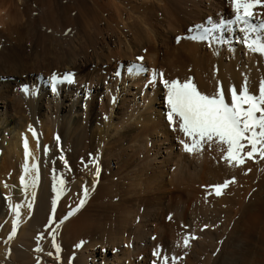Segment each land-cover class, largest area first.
Instances as JSON below:
<instances>
[{"label":"bare ground","instance_id":"obj_1","mask_svg":"<svg viewBox=\"0 0 264 264\" xmlns=\"http://www.w3.org/2000/svg\"><path fill=\"white\" fill-rule=\"evenodd\" d=\"M81 1L83 9L98 20L103 18L109 29L115 27L112 34L97 40L85 32V23L77 35L85 41L78 49L75 44L70 48L73 56V51L82 52V60H69L77 76L57 98L43 87L36 91L29 86L26 94L21 83H3L6 76L1 74H6H0V260L5 264H162L166 255L168 264H173V257L175 264H264V159L255 156L230 166L215 144H206L202 153L185 152L178 142L183 134L173 131L166 119V90L157 80L150 83L153 71L158 77L166 70L175 79L192 78L205 94L222 86L230 100V87L239 90L245 79L249 90L258 93L264 80V55L243 45L238 28L233 36L227 31L216 33L223 41L219 45L186 38L174 43L175 37L188 36L190 27L208 17H230L229 0ZM7 2V6L0 3V18L6 8L15 30L27 26L28 1ZM158 11L164 13L160 18ZM254 11L256 20L264 19V8ZM85 48L92 49L90 56ZM228 52L232 58L227 59ZM123 62L130 63L116 75ZM136 64L147 71L130 75L128 67ZM34 70L13 75L17 80L24 74L30 78ZM25 137L32 153L29 165L39 164L37 186H29L27 193L20 184ZM60 178L66 181L65 191L50 224L52 185ZM225 181L228 187L217 196L214 186ZM81 199H86L82 207ZM16 204L22 205L21 214L9 239ZM53 232L59 253L52 244ZM38 246L41 251H36ZM157 249L159 259L153 255Z\"/></svg>","mask_w":264,"mask_h":264},{"label":"snow or ice","instance_id":"obj_2","mask_svg":"<svg viewBox=\"0 0 264 264\" xmlns=\"http://www.w3.org/2000/svg\"><path fill=\"white\" fill-rule=\"evenodd\" d=\"M232 14L228 18L221 16L214 20L208 17L204 23L193 25L188 29L189 35L186 37L178 36L177 43L182 38L190 39L196 42H207L209 46L215 42H223L216 33L234 32L237 28L242 34L241 40L244 46L253 53L264 55V19H255V9L264 8V0H229ZM143 60V57H138ZM130 75L146 72L142 65L136 64L128 67ZM116 75H120L117 71ZM157 73L153 71L150 83L155 84ZM160 81L166 90L165 102L167 106L166 119L173 131H179L183 134V139L178 142L183 150L189 154L202 153L207 144L211 147L213 144L219 146L223 153L222 158L230 166H239L245 163L246 159H252L259 156L264 159V80L261 81L258 93H252L245 79L244 84L238 90L234 85L230 87V100L226 99L223 87H217L216 91L209 95L201 92L192 78L181 82L179 79L171 81L163 78V73H159ZM74 74L65 73L63 77L53 74L50 77V87L53 93L57 92L58 85L63 83H73ZM22 91L29 92V86H22ZM33 136L36 133L31 128ZM59 139V138H57ZM37 145L39 146L38 140ZM24 164L22 166V175L20 184L27 193L29 186L35 188L39 178V164L34 162L29 165V159L32 153L28 140L24 138ZM48 149L45 148V152ZM63 159V157H61ZM97 167L96 175H99ZM234 182V180L232 181ZM66 181L63 178L56 180L52 185V191L55 193V199L52 201L53 217L50 218L51 224L54 220V212L57 201L65 191ZM229 182L225 181L221 185H215V194L221 195L222 188H227ZM84 197L88 196V188L85 186ZM33 200L35 193L32 194ZM86 199H81L79 205L82 207ZM32 203L28 204L29 209ZM22 205L16 204L12 211L16 215L13 221L12 235L15 234ZM79 209L77 208L76 211ZM71 214V213H70ZM67 218V217H65ZM171 219V217H169ZM43 239V235L39 237ZM189 238L184 239L185 247L188 246ZM52 244L57 253L60 252V246L56 242L55 232L52 233ZM42 249L38 246L36 251ZM51 255V253H49ZM153 255L160 258V250H154ZM173 264H175V257ZM169 258L165 255L162 264H168ZM155 264V261H154Z\"/></svg>","mask_w":264,"mask_h":264},{"label":"rangeland","instance_id":"obj_3","mask_svg":"<svg viewBox=\"0 0 264 264\" xmlns=\"http://www.w3.org/2000/svg\"><path fill=\"white\" fill-rule=\"evenodd\" d=\"M7 1L8 0H0V3L5 4L7 6L9 4ZM27 1H28L27 5L30 4L28 6L29 9L26 11L27 12L26 15L28 14V16H26L27 19L25 21L26 22L25 25L27 24V26L24 27V25H23V26H21L20 29L15 30L16 27L13 26V22L11 21L12 17H10V19H9V17L6 15V11H7L6 8L3 12L2 18H0V74L2 72H4L6 74V75H4L3 73L1 74L3 76H6L4 78L5 81L3 83H8L9 81L12 82L15 80V82L21 83L23 86L24 85L33 86L36 89V91H38V89H41L42 87H43V89L45 88L46 90L51 91L50 90L51 89L50 77L53 74H56L58 77H63V75L65 73L74 74V78H75V76H77V71H76V69H73V66H72L73 64L71 65V62H69V60L73 61L74 59H76L77 62L82 60V56H81L82 52H80L81 53L80 54L79 51L77 52V50L73 51V52H75V56H73L74 53H72L70 51V50H73V49H70V48H72V46L74 47L76 45L75 47H77V49H78V48H80L82 40L85 41V38H83L82 34H80V35H82V37H80L82 39L78 38L79 36L77 37V35L81 32L80 30L82 28H84V26L87 24V26H86L87 28L86 27L84 28L85 32L87 31V33L91 34L93 37L95 36L94 37L95 39L100 40L102 38V36L112 34L110 29L114 25H111V28L109 29L107 27L106 23H104L105 21L101 20L103 18H100L98 20V18L94 15V13H92L89 10L83 9L84 5L82 4V1L80 2V0H34V1L33 0L32 1L27 0ZM31 2H32V4H31ZM77 4H80V6ZM81 6H82V8H80ZM8 7H10V6H8ZM86 7H88V6H86ZM159 12H160V14H159ZM164 12H165V10H164ZM161 13H163V12L158 11L156 13V15L158 14L157 16L160 18V16H163ZM124 17H125V15L123 14V18ZM161 18H163V17H161ZM183 20H184V18H182V21ZM98 21H99V23H98ZM119 27L121 28L120 25H119ZM18 30L21 33V35H20L21 37L18 36V33H17ZM112 30H113V28H112ZM125 32L128 34L129 31L125 30ZM100 33H101V35H100ZM130 34H132V32ZM76 37L78 39H76ZM64 39H65V41H64ZM79 39L81 42L78 41ZM174 39H175L174 43L177 44L176 37ZM169 42L171 44L173 41L169 39ZM169 42L167 40L165 47L169 46ZM194 42H196V41H194ZM197 43H201V42H197ZM202 43L204 45L207 44V42H202ZM214 44H216V43H214ZM207 45H209V44H207ZM217 45H219L218 42H217ZM206 46H205V48L211 52L212 48L206 47ZM84 50H87V49L85 48ZM87 51H88V53L90 52L89 54L87 53V55L90 56V54L92 53V49H88ZM68 52L72 55L68 54ZM44 53H46V55H43ZM76 54H78V55H76ZM231 54H230V52H228L227 59L232 58ZM230 55H231V57H230ZM70 56H71V58H70ZM72 56L75 58H73ZM139 57H143V56H139ZM224 57L226 58V56H224ZM42 60H44V61H42ZM61 61H63V62H61ZM49 63H51L52 66H51V64L49 65ZM67 63L68 64L70 63V64L68 65ZM129 63L130 62H128V63L123 62L122 65L118 66V71L122 74L123 70H126L125 68ZM56 64H57V66H56ZM66 65H68L69 68ZM44 66H45V68H44ZM33 67H34V69L35 68L36 69L34 70ZM70 67H72V68H70ZM42 69H43V71H42ZM46 69H48V70H46ZM51 69H53V70H51ZM26 70L27 71L28 70H34L33 74L30 76V78L26 77V75L24 74L22 76L21 80H17L15 77L16 75H13L14 73L17 74V76L21 72L26 73ZM38 70H39V72H38ZM35 71H37V72H35ZM48 71H50V72L52 71V72L49 74ZM8 72H9V74H11V76L8 74ZM164 72H165V74H163V78L164 79L166 77H167L166 79L170 78L168 80L171 81V79H172L171 77H173V76H171L172 74L171 73L167 74L168 71L166 73V70ZM161 73H163V71ZM164 75L165 76L167 75V76L165 77ZM168 75H170V76L168 77ZM159 78L160 77L158 74V77L156 80L158 81L160 86L163 87V84ZM173 79H175V78L173 77ZM1 80H3V78ZM182 80L185 81L184 79H181L180 81L182 82ZM65 84H67V83H63V84L58 85L57 92L53 93L51 91L52 96H50V97L54 98L55 96H57V94L59 95L60 90L65 86ZM14 86H15V84H12V87H14ZM81 88H83V85L81 86ZM141 95L144 96L143 93ZM55 98H57V97H55ZM50 104H51V107H54L53 103H50ZM57 138H59V137L57 136L54 139H55V143L57 144V147H58V146H60L61 140H60V138L59 139H57ZM58 151H60V150L57 149L55 152H58ZM113 166L114 165H111V167H113ZM192 239H194V237H192ZM111 252L112 251L110 250L109 255H111ZM0 264H5V263L0 260Z\"/></svg>","mask_w":264,"mask_h":264}]
</instances>
